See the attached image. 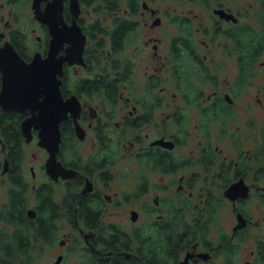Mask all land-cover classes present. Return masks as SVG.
Here are the masks:
<instances>
[{"label": "flooded vegetation", "instance_id": "1", "mask_svg": "<svg viewBox=\"0 0 264 264\" xmlns=\"http://www.w3.org/2000/svg\"><path fill=\"white\" fill-rule=\"evenodd\" d=\"M148 1L156 0H140L135 13L127 6L124 15L119 14L121 8L113 11L117 15L111 27L98 18L100 26L113 31L115 20L125 18L129 29L118 47L112 33L91 38L92 22L82 23L81 8L77 20L87 37L83 61L64 62L61 91L65 99L72 95L79 99L77 119L83 132H76L69 112L61 122L57 153L72 176L54 178L48 173L50 153L39 144L38 129L32 128L30 139L23 135L21 123L30 109H5L0 103L2 182L7 200L15 182L17 190L25 188V214L33 225L31 264L36 241L42 249L55 248L53 264H66L72 256L78 264H181L188 253L193 254L189 264H213L218 248L210 230L220 223L224 206L231 208L235 220L231 231L222 232L219 239L222 264H240L237 254L249 238L253 246L245 264H264V119L252 125L253 118L242 121L235 111L246 84L253 85L257 68L264 66L260 59L264 24L260 29L244 19V0H190L205 8L206 23L197 27L204 38L191 36L187 14L168 12L178 30L187 22L182 27L188 31L175 35L164 50L162 37L152 33L163 18ZM259 1L264 8V0ZM6 4L17 3L4 0L0 9ZM64 16L71 23L72 13L70 20L65 10ZM16 22L12 9L6 20L0 15V46L10 42L28 63L36 52L45 56L52 38L48 25L40 22L43 34L37 35L35 44L30 37L35 28L28 32ZM143 27L148 32L136 41ZM248 35L252 39H246ZM67 46L66 42L58 55L65 54ZM227 64L232 74L221 78L220 69ZM172 81L174 91L165 84ZM2 86L0 69V94ZM257 94L260 102L264 82L257 85ZM10 112L24 114L20 148L12 144L8 128L14 121L2 119ZM211 121L219 122L221 138L212 139ZM250 129L259 138L255 153L242 139ZM89 140L92 152L65 155L68 143ZM25 143L46 152L39 162L41 172L30 166V179L23 169ZM166 177H171L169 184ZM123 181L128 189L120 187ZM197 187L199 199H194ZM29 190L33 202L27 205ZM144 216L150 220L144 221Z\"/></svg>", "mask_w": 264, "mask_h": 264}, {"label": "water", "instance_id": "2", "mask_svg": "<svg viewBox=\"0 0 264 264\" xmlns=\"http://www.w3.org/2000/svg\"><path fill=\"white\" fill-rule=\"evenodd\" d=\"M65 6L66 0H32L35 19L47 24L52 35L45 56L36 52L28 63L10 42L0 46V69L3 72L0 103L5 109H30L31 114L21 123L23 135L30 139L32 128L39 130V144L50 153L47 171L54 178L72 176L57 158L62 141L61 122L68 117L69 112L75 118L76 132H83L77 119L80 113L79 99L76 95L65 99L61 84L64 62L72 64L83 61L87 37L77 20L82 8L81 1L68 0L73 15L71 23L65 19ZM66 42L68 46L65 54L58 55ZM28 214L33 215L34 210L29 209ZM192 255L188 253L181 264H189L188 258Z\"/></svg>", "mask_w": 264, "mask_h": 264}, {"label": "rangeland", "instance_id": "3", "mask_svg": "<svg viewBox=\"0 0 264 264\" xmlns=\"http://www.w3.org/2000/svg\"><path fill=\"white\" fill-rule=\"evenodd\" d=\"M4 0H0V2H3ZM153 7L158 8L160 14L163 18V23L159 27H156L153 29L152 33L155 35L161 36L162 37V47H164V50H167L168 48V41L171 40L175 35L179 33H186L188 30L183 28L182 26L187 25V22L182 23L180 26V30H178V23L171 21V19L168 17L172 15L173 13H178L180 17L185 16L187 14L188 17L191 18V24L189 25V29L192 30L191 36H195V38H204V34L201 32L199 33L197 31V27L201 23H206V19H204L203 14L206 13L205 8L203 5L190 1V0H156V1H148ZM31 0H19V2L15 5H8L4 8L0 9V15L4 14V20L8 18V11L9 10H14L17 13L18 16V22H16L15 26H20V29H25L27 27L28 32L31 31V28L34 27L35 31L32 32L31 36L32 41L37 44L36 38L37 35H42L43 34V29H41L40 22L37 21L34 16H33V11L30 6ZM262 1L260 2L259 0H244V12L245 20H251L256 27L262 29V25L264 24V8L262 7ZM126 6L125 1H122V7L120 9L119 14L124 15V8ZM170 13V15H167V13ZM198 13L197 16H195ZM117 15L115 12L110 13L106 10L103 11H96L94 6H85L82 5V13L81 16L84 19L82 22L83 24H90L96 19H100L103 23V25L107 27H111L113 24V18L114 16ZM261 17L263 20H260ZM206 18V17H205ZM258 19V20H257ZM152 20V17H150V21ZM4 21L1 22V25L3 24ZM191 27V28H190ZM146 30L148 32V28L143 27L141 30H139V35L136 38L138 41L139 39H144L143 36L146 34ZM261 60H264V54L260 58ZM230 65L227 64L224 65L220 69V77H229L232 74V71L230 70ZM258 76L254 78V83L253 85L249 86V83L246 84V89L244 91V94L238 98V103L235 106V111L236 115L240 116L242 118V121H246L247 119H252L253 122L251 123L252 125H257L258 122L263 121L264 119V95L260 94L261 101H258V94H257V85L261 84L264 82V66L257 68ZM249 81V80H248ZM174 81L168 83L165 82V84H168L169 87L174 91L176 88L173 85ZM248 87L250 88L249 91H247ZM244 105V106H243ZM235 113V112H234ZM187 116H189V111H186ZM199 114V110L195 109V115ZM190 116L192 114L190 113ZM189 116V117H190ZM219 128L220 124L217 121H211L208 125L209 131L212 133V139H216L217 137H220L219 134ZM254 129H250V134H244L243 140H245V146L251 148V152L253 151L254 153L257 151L258 147V141L255 137L256 132H253ZM197 134V131L195 132ZM198 137V135H197ZM221 138V137H220ZM224 142H226L228 145H230L226 140L222 139ZM197 142V141H196ZM222 142V144L224 143ZM216 144V143H215ZM92 141L89 140V142H82V143H76L75 145L73 143H68L65 145V155H67V152H69L71 155H79L82 152L84 155H87L88 153L92 152ZM39 146V145H38ZM35 144L28 143V144H23V148L25 149V160H24V167L26 175L28 179H30L31 176V171H30V166L32 164L36 165V170L39 171V162L42 161L43 155H46V152L38 147ZM247 149V148H245ZM67 151V152H66ZM35 155H38L39 160L35 159ZM262 161H260L261 163ZM38 165V168H37ZM197 167V166H196ZM2 167L0 166V207L2 206L3 203L6 202L7 197H6V190L5 187L3 186L2 182V173H1ZM41 172V170L39 171ZM170 178L171 177H166L165 178V184L170 183ZM152 182H156V177H152ZM124 189H128L126 182L123 181L121 183V186ZM33 192L28 191V197L26 200L27 205H30V203L33 202L31 199ZM199 187H197L196 190V196L194 199H199ZM252 207V205H250ZM119 217V216H118ZM146 220H150L148 216H144ZM235 218L231 212V208L229 206H224L222 210V217L220 220V223L213 225L211 230H210V235L213 239V243L217 244L216 247L218 248L217 251H215L214 255V263L213 264H222L223 259H224V252L222 251V246L219 244V239L220 236L222 235V232H230L233 222ZM4 223L0 222V227L3 226ZM253 244V238H249L248 241L244 242L237 254V257L240 258V264H245L246 259L250 258L249 255V250L252 248ZM36 246L37 249L34 251V263L33 264H53V261L55 260V248H43L40 246V242L36 241ZM184 253V251H183ZM182 253V255H183ZM217 254V255H216ZM19 264V262L17 263ZM66 264H78V259L74 258L73 256L70 257L67 261Z\"/></svg>", "mask_w": 264, "mask_h": 264}, {"label": "trees", "instance_id": "4", "mask_svg": "<svg viewBox=\"0 0 264 264\" xmlns=\"http://www.w3.org/2000/svg\"><path fill=\"white\" fill-rule=\"evenodd\" d=\"M122 1H126V6L129 7L134 13L140 5V0H81L82 4L89 7L94 6L96 11L106 10L110 13L122 7ZM18 3L19 0H12ZM65 15L70 20L71 12L66 2ZM101 25V21L97 19L91 23L89 30L91 38L95 39L96 33L109 34L112 33V38L115 40L116 47L121 46L127 37V30L129 29L126 24L125 18L115 20L116 29L108 30ZM246 39H252L249 35ZM24 114L19 113H6L2 119L14 121L8 127L10 135L13 136L12 144H16L18 148L21 147L23 136L20 128V121ZM64 124V123H63ZM62 124L63 129L66 128ZM22 155H19L20 160ZM18 185L9 189V199L0 208V221L4 222L0 227V264H31V238H32V223L25 214V188L17 190ZM50 221L47 220V227Z\"/></svg>", "mask_w": 264, "mask_h": 264}]
</instances>
